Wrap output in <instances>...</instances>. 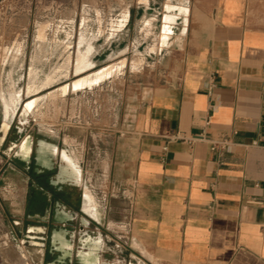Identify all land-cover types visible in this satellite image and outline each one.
Masks as SVG:
<instances>
[{"label": "crops", "instance_id": "1", "mask_svg": "<svg viewBox=\"0 0 264 264\" xmlns=\"http://www.w3.org/2000/svg\"><path fill=\"white\" fill-rule=\"evenodd\" d=\"M167 1L186 11H166ZM189 14L178 73L143 97L126 133H112L108 176L101 183H108L107 190L91 188L82 171L83 210L97 218L96 228L61 201L36 210L26 191L24 214L38 223L19 242L26 243L21 251L33 249L36 264H88V252L95 264L125 257L138 260L129 264L155 258L165 264H264V0H192L191 9L183 0H165L156 51L169 45L179 16L180 35L186 33ZM130 16L124 9L112 31ZM154 20L142 18L146 35ZM164 28L168 38L161 45L157 37ZM64 30L67 39L60 42L70 50L71 32ZM81 35V47L93 45ZM222 139L227 148L212 147ZM53 152L75 164L79 180L74 154L56 146ZM86 191L95 214L85 210Z\"/></svg>", "mask_w": 264, "mask_h": 264}, {"label": "rangeland", "instance_id": "2", "mask_svg": "<svg viewBox=\"0 0 264 264\" xmlns=\"http://www.w3.org/2000/svg\"><path fill=\"white\" fill-rule=\"evenodd\" d=\"M164 1L149 0L145 5L138 0H0V264H36L31 255L35 253L33 249L26 247L21 251L20 246L26 243L19 242L29 234L28 226L38 223V217L24 214L29 179L21 164L31 158L19 152L21 141L32 146L43 162L51 157L48 148H52L51 144L66 148L76 157L84 176L90 179L91 188L107 190L108 183L104 186L101 183L108 176L110 160L106 150H111L112 133H126L134 109L143 97L179 71L190 33V14L186 33L180 35L183 24L179 16L173 24L175 34L169 45L156 51L153 44L160 30ZM183 1L191 9L192 0ZM126 8L131 13L126 25L112 31V22L122 18ZM176 9L181 13L186 11L183 6L166 2V11ZM83 15L86 22L82 26ZM146 15L155 17L152 32L147 35L141 30ZM64 29L71 32L70 50L60 42L67 39ZM80 31L91 39L95 49L91 43L81 47L86 39L79 37ZM157 41L163 45L167 39L161 41L158 36ZM124 47L127 51L123 49L119 53ZM78 51L87 53V58L85 66L75 73ZM135 65L139 66L134 68ZM31 68L36 74L35 84L42 87L26 96ZM49 75L52 79L46 84ZM74 81L76 85L71 87ZM101 81L99 86L79 90ZM22 88L25 93L19 98L15 114L7 119L10 128L5 134V103L10 105L13 91L21 94ZM32 98L35 101L31 111L23 115V105ZM76 219H82V215ZM88 226H93V222ZM51 230L44 229L47 233ZM83 258L86 263L95 264L96 258L91 253ZM45 260L50 258L46 256ZM131 261L138 260L125 257L117 264ZM157 261L160 262L155 258L149 264H159Z\"/></svg>", "mask_w": 264, "mask_h": 264}, {"label": "flooded vegetation", "instance_id": "3", "mask_svg": "<svg viewBox=\"0 0 264 264\" xmlns=\"http://www.w3.org/2000/svg\"><path fill=\"white\" fill-rule=\"evenodd\" d=\"M24 93L25 91H23L22 88L20 94L21 98L23 97ZM25 95L28 96L27 93H25ZM25 104L23 105V107L25 106ZM9 128L10 125L8 129L4 131L5 134L9 130ZM25 139H27V137ZM51 145L52 148L48 147L51 157L44 160V162L41 160L39 161L37 157L38 155L36 154L34 148L31 146L30 152L26 153L31 158L30 161L26 163V161L24 160L21 164L29 176L30 203L34 205L36 210L40 209V211L42 212L57 201L64 202L71 206V208H73L74 210L79 211L82 215V218L87 221V225L89 223L91 224L92 221V229L96 228L97 219L85 213V211L83 210V194L86 185L84 184L82 178V168L80 167V179L77 180L70 168L66 166V162L62 160L61 156L53 152V146H56V144ZM58 147V150L66 149L64 147H60L62 149ZM51 220L52 218L50 217V222Z\"/></svg>", "mask_w": 264, "mask_h": 264}, {"label": "bare ground", "instance_id": "4", "mask_svg": "<svg viewBox=\"0 0 264 264\" xmlns=\"http://www.w3.org/2000/svg\"><path fill=\"white\" fill-rule=\"evenodd\" d=\"M161 34H159V38L161 41L167 39L168 37V29H165L160 32ZM86 58H87V53L78 51L76 56H75V61H74V65H75V73H79L81 71V69L83 68V66H85V62H86ZM69 64V61L66 62V66ZM35 72L33 70V68L30 69L29 71V75H28V83H27V94H30L32 92L38 91L41 89L42 85L39 84H35ZM52 79V76L49 75L46 78V84H48ZM76 81V80H75ZM73 82L70 84V86L73 87L76 85V82ZM68 83L63 85V88L66 89ZM39 97V96H37ZM11 104H7L5 103V115H4V121H3V128L4 131H6L9 127V122L7 121V119H9V115L10 114H15L18 103H19V98H20V94L17 93V91H13V93L11 94ZM36 98V97H35ZM35 98H32L31 100L27 101L25 106L23 107L22 110V114L23 115H27L32 107H33V103L35 101ZM11 116V115H10ZM27 147L25 142H23L21 144V151H23L24 153H27ZM63 153V152H62ZM66 160V166H68L70 168V170L72 171V173L75 175L76 179L78 180V168L75 166V164H73L69 159H65ZM85 198L88 199L89 203L85 204V210L90 212L91 214H95L96 213V208H94V198L92 196L91 193L89 192H85ZM157 263L159 264H165V263H160L157 261ZM131 264H137V263H131ZM140 264H145V263H140Z\"/></svg>", "mask_w": 264, "mask_h": 264}, {"label": "built area", "instance_id": "5", "mask_svg": "<svg viewBox=\"0 0 264 264\" xmlns=\"http://www.w3.org/2000/svg\"><path fill=\"white\" fill-rule=\"evenodd\" d=\"M212 147H213V148H217V147H219V148H221V149H225V148L228 147V139H222V140H220V141L214 142V143L212 144Z\"/></svg>", "mask_w": 264, "mask_h": 264}]
</instances>
